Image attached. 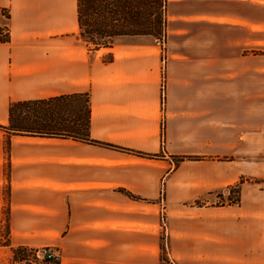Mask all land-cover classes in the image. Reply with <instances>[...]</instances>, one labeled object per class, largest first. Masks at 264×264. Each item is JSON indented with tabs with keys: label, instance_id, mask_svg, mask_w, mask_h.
Returning <instances> with one entry per match:
<instances>
[{
	"label": "crops",
	"instance_id": "0c3cea01",
	"mask_svg": "<svg viewBox=\"0 0 264 264\" xmlns=\"http://www.w3.org/2000/svg\"><path fill=\"white\" fill-rule=\"evenodd\" d=\"M0 7V125L13 101L88 92L90 106L87 140L0 127V264L18 263L16 247H53L56 264H264L249 52L264 0H165L163 46L136 34L95 49L76 0ZM59 106L35 115L70 127ZM241 179L237 202L217 199Z\"/></svg>",
	"mask_w": 264,
	"mask_h": 264
},
{
	"label": "trees",
	"instance_id": "16d2710c",
	"mask_svg": "<svg viewBox=\"0 0 264 264\" xmlns=\"http://www.w3.org/2000/svg\"><path fill=\"white\" fill-rule=\"evenodd\" d=\"M165 10V0H76V20L78 37L91 48L112 46L115 39L122 35L150 34L154 37L164 36L165 19L162 13ZM0 18L5 22L0 23V42L10 41L9 19L7 7H0ZM59 102V109L65 108L75 111L70 127L61 128V117L55 121L49 119V115L43 114L41 118L34 115L39 123L35 127H27L14 124V119L20 120L25 113L22 108L31 105L39 106L46 110L45 104ZM9 123L5 127L16 133L68 135L81 139H88V127L90 120V106L88 92H77L61 95L49 99L33 101H13L8 107ZM28 117V114L26 115ZM180 157L175 160V164ZM242 179L232 186L238 194ZM238 200V198H237ZM198 201H196L197 203ZM28 247H16L13 250L15 258L26 256ZM162 261H165L161 258Z\"/></svg>",
	"mask_w": 264,
	"mask_h": 264
},
{
	"label": "rangeland",
	"instance_id": "374dc122",
	"mask_svg": "<svg viewBox=\"0 0 264 264\" xmlns=\"http://www.w3.org/2000/svg\"><path fill=\"white\" fill-rule=\"evenodd\" d=\"M164 16V12L162 13ZM264 19V11L260 9H253V18ZM5 22L4 18H0V23ZM156 38V37H155ZM156 39L159 40L160 45H164V36H158ZM251 54V83L250 88L252 92V128H253V141L256 139L254 136L255 132H258L261 128H264V23L253 22L252 26V48L249 51ZM38 107L31 105L29 107L22 108V111L25 115H22V118L14 119L13 126L22 125L27 127H35L39 123L36 121L35 111L38 110ZM28 114V117L26 116ZM261 124H263L261 126ZM264 155L254 154L252 159H263ZM254 183V180H249ZM257 182V180H256ZM232 186V185H231ZM227 192L226 197H222L221 192H217V199L227 202H237L238 194L234 189H230L229 186L224 189ZM165 260V257L162 256ZM16 260L17 258L14 257ZM164 262V261H163ZM17 264H20L19 262Z\"/></svg>",
	"mask_w": 264,
	"mask_h": 264
},
{
	"label": "built area",
	"instance_id": "2783aa9c",
	"mask_svg": "<svg viewBox=\"0 0 264 264\" xmlns=\"http://www.w3.org/2000/svg\"><path fill=\"white\" fill-rule=\"evenodd\" d=\"M163 40V36H162ZM164 82L165 73L164 66L161 72V94L162 102L161 105L164 107ZM61 254L59 250L53 247H40V248H28L26 256L17 258L20 264H56L60 261Z\"/></svg>",
	"mask_w": 264,
	"mask_h": 264
}]
</instances>
